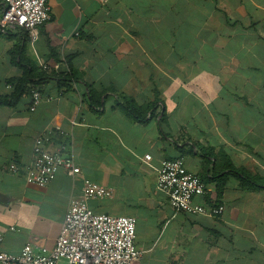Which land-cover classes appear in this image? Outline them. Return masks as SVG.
Segmentation results:
<instances>
[{
	"label": "crops",
	"instance_id": "1",
	"mask_svg": "<svg viewBox=\"0 0 264 264\" xmlns=\"http://www.w3.org/2000/svg\"><path fill=\"white\" fill-rule=\"evenodd\" d=\"M47 1L51 19L34 43L0 30V96L27 78L43 98L33 111L30 92L0 105V249H51L92 182L113 192L88 201L94 213L136 218L135 264H264V190L228 175L215 202L224 211L209 217L175 213L156 189L161 162L176 158L204 183L198 202L227 161L264 176V0ZM124 98L155 116L135 121ZM48 130L65 133L48 149L65 145L79 173L61 168L45 187L29 185Z\"/></svg>",
	"mask_w": 264,
	"mask_h": 264
},
{
	"label": "built area",
	"instance_id": "2",
	"mask_svg": "<svg viewBox=\"0 0 264 264\" xmlns=\"http://www.w3.org/2000/svg\"><path fill=\"white\" fill-rule=\"evenodd\" d=\"M50 19L51 7L47 0H0L2 32L23 30L34 43L39 37L38 28ZM43 69L48 66L43 65ZM7 87L10 89L12 85ZM30 93V110L33 111L43 98L37 90L30 89ZM54 134L65 135L61 130H48L35 140L33 161L25 177L27 184L45 187L61 168L70 175L79 173L72 158L65 154V145L59 144L56 151L48 149ZM9 169L17 171L14 164ZM156 189L168 197L175 213L215 217L224 211L223 205L197 201L204 199L207 189L201 179L187 169L182 158L161 162ZM112 194L109 188L86 183L81 197L70 201L51 249H37L30 242L16 254L0 249V264H135L140 257L135 245L136 218L94 213L88 205L89 200L110 198ZM1 242L0 236V245Z\"/></svg>",
	"mask_w": 264,
	"mask_h": 264
},
{
	"label": "trees",
	"instance_id": "3",
	"mask_svg": "<svg viewBox=\"0 0 264 264\" xmlns=\"http://www.w3.org/2000/svg\"><path fill=\"white\" fill-rule=\"evenodd\" d=\"M6 33L10 34L12 32ZM68 66L69 67L67 71H65L66 74L64 75V78L65 80H73L74 69H72L70 65ZM49 73L51 72H48L47 69H42L40 76L41 78H47L50 75ZM9 84L12 85V93L9 96H0V105H15L24 94H28L30 92L29 81L27 80V78L13 80ZM120 104L124 113L139 123H146L150 118L155 116L154 111H151L150 117L147 118L148 111H146L143 107L137 106L132 99L124 98L122 99V102H120ZM163 119L164 116L161 118L160 122L163 121ZM209 155H211L210 152ZM224 171L227 172L223 174ZM211 175H213V178L217 179V183L215 185L214 193L210 194L209 197L207 196L206 200L208 204H215L216 200L220 199L223 196L226 178L228 175L235 177L239 181L240 187L242 189L251 191L264 190V176L251 174L244 168H237L233 164H231L230 161H227V165L225 168L220 169L218 173ZM210 196L212 198H210Z\"/></svg>",
	"mask_w": 264,
	"mask_h": 264
}]
</instances>
